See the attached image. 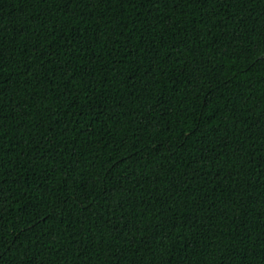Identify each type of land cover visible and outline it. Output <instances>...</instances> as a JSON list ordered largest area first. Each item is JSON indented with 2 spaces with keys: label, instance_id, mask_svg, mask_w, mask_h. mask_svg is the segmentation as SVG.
Instances as JSON below:
<instances>
[{
  "label": "trees",
  "instance_id": "obj_1",
  "mask_svg": "<svg viewBox=\"0 0 264 264\" xmlns=\"http://www.w3.org/2000/svg\"><path fill=\"white\" fill-rule=\"evenodd\" d=\"M0 264H264V0H0Z\"/></svg>",
  "mask_w": 264,
  "mask_h": 264
}]
</instances>
